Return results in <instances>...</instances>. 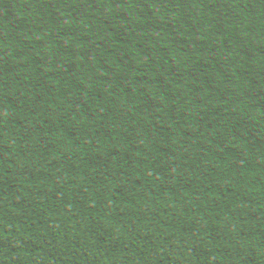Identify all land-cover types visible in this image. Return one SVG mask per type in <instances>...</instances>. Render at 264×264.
<instances>
[{
  "label": "trees",
  "instance_id": "trees-1",
  "mask_svg": "<svg viewBox=\"0 0 264 264\" xmlns=\"http://www.w3.org/2000/svg\"><path fill=\"white\" fill-rule=\"evenodd\" d=\"M0 264H264V0H0Z\"/></svg>",
  "mask_w": 264,
  "mask_h": 264
}]
</instances>
